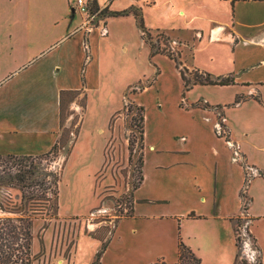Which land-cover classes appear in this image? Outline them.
Instances as JSON below:
<instances>
[{"label": "crops", "instance_id": "0c3cea01", "mask_svg": "<svg viewBox=\"0 0 264 264\" xmlns=\"http://www.w3.org/2000/svg\"><path fill=\"white\" fill-rule=\"evenodd\" d=\"M5 2L0 14V156H40L50 151L60 139L62 106L65 101H72L66 93L76 91L79 97L87 87L99 84L101 41L108 36L104 37L105 29L103 32L80 29L84 17L67 0L49 1V13L45 17L49 26L58 27L54 31L31 28L43 15L40 8L31 6L30 0ZM141 4L152 11L161 10L160 15L165 21L181 23V26L168 29L152 24L147 28L177 39L181 48L189 51L192 64L183 63L187 69L207 72L216 78L230 77L232 84L218 87L236 86L238 94L235 98L248 94L247 100L238 107L249 102L257 104L253 98L255 93L261 100L264 90V0H95L99 9L121 12L135 7L143 17L142 9L137 6ZM148 14L149 10L145 9V19ZM108 19L127 23L130 28L132 22L136 25L132 14ZM217 44L228 50L231 59L230 67L222 71L207 66L210 63L220 65L222 61L211 48ZM259 104L262 105L257 104L258 107H264L262 100ZM201 106L196 105L213 117L216 115L212 108L221 107L207 103ZM77 107L76 102L70 106L72 110ZM241 130L238 141L246 161L243 156L235 162L230 158L217 159L203 165L204 170L200 172L178 167L192 180L193 189L187 192L191 198L197 192L196 205L184 206L186 195L180 192L172 200L174 206L171 209L153 207L156 206L152 192L155 181H152L150 193H140L147 182L143 155V179L132 191L130 215L109 222L107 237L92 239L86 236L81 240V255L77 243L72 264H177L180 242L199 259V264H204L208 257L212 264H221L222 252L209 250L210 242L233 238L236 241L239 232L245 235L242 239L244 249L251 248L250 232L259 244L264 241L252 227L253 222L258 221L264 229V136L263 132L245 126ZM236 153L239 154L238 150ZM249 172L252 178L246 182ZM227 196H237L239 205L226 204ZM242 196L246 200L245 212L242 211ZM233 201L236 202V198ZM191 212L195 214L189 216ZM88 215L92 218L94 212ZM41 222L35 219L32 230L38 233ZM187 222L196 225L200 231L191 233ZM47 223V228H43L45 245L54 224ZM39 247L40 240L32 235V252ZM263 249L264 246L262 252Z\"/></svg>", "mask_w": 264, "mask_h": 264}, {"label": "rangeland", "instance_id": "374dc122", "mask_svg": "<svg viewBox=\"0 0 264 264\" xmlns=\"http://www.w3.org/2000/svg\"><path fill=\"white\" fill-rule=\"evenodd\" d=\"M5 1L0 0V14L6 5ZM30 1L31 6L40 8L43 15L38 18L37 25L31 28L43 31L58 29L57 26H49L45 17L49 13L51 0ZM137 6L142 9L146 28L148 24L159 25L164 29L181 26L177 21H165L160 15L161 10L152 11L144 4ZM145 9L149 10L147 19L144 17ZM104 23V37H108L101 41L99 84L87 87L82 96L77 97L78 92L74 93L72 101H65L62 106L57 159L62 165L58 212L56 218L51 220L44 216L36 218L43 221L38 233L37 230H32L33 237L40 240V247L35 253L30 249L29 264H72L77 243L81 255V240L86 236L92 239L107 237L110 232L109 222H117L130 215L131 194L138 186L141 176V144L147 182L140 193H150L154 180L155 190L152 192L156 206L153 207L171 209L174 206L172 200L180 192L186 195L184 206L196 205L197 202V192L193 193L192 198L187 192L193 189L191 178L178 167L200 172L204 170L203 165H209L217 159L230 158L235 162L243 156L246 161L243 147L238 141L242 127L259 130L264 136V107H258L262 105L258 102V105L253 102L244 103L241 107H238L239 104L233 105L235 95L238 94L236 86L221 88L219 85H196L190 91L184 90L176 65L167 57L168 53L172 54L181 67H185L184 62L192 64L189 51L183 50L177 39L160 31H149L150 42L160 50L151 57L149 47L141 39L140 29L133 22L132 28L127 23L109 20L107 17L103 20ZM184 35L187 36V33ZM206 43L207 40L204 45ZM211 48L222 61L220 65L210 63L207 66L214 71L230 67L228 50L222 44ZM204 61L207 62V58ZM187 72V77L201 75L193 69H187ZM210 77L217 79L212 74ZM240 96L249 97L248 94ZM254 97H258V94L255 93ZM261 100L264 103V90L261 92ZM74 102L77 103L78 110L70 108ZM204 103L224 107V128L217 125L216 117L196 107H202ZM136 104L144 110L143 143L138 131L140 111ZM129 145L132 149L131 156ZM47 166V160L26 163V169L34 167L36 170L31 178L43 176L48 171ZM17 172L18 167L11 162L0 161V176L8 179L9 175L14 176ZM221 173L222 168L218 174ZM248 175L250 180L252 175L250 172ZM20 187L21 184L15 181H6L0 185V203L3 202L0 218L17 217L13 214V205L20 203ZM227 198L226 204L239 205L237 196ZM235 198L236 202L233 201ZM206 205L208 203L204 204ZM98 210L104 212L98 213ZM89 212H94V217L90 218ZM194 214L191 212L189 216ZM47 222L54 224L45 245L43 228ZM186 225L191 233L200 231L191 222ZM252 227L264 238L261 222L254 221ZM250 235V249H244L242 239L237 242L234 238L220 242L214 240L207 248L222 252L221 264H264V241L259 244L251 232ZM251 250L256 251L255 255ZM80 257L85 262L84 257ZM180 263L194 264L189 260ZM205 263L212 264V261L208 257L204 259Z\"/></svg>", "mask_w": 264, "mask_h": 264}, {"label": "trees", "instance_id": "16d2710c", "mask_svg": "<svg viewBox=\"0 0 264 264\" xmlns=\"http://www.w3.org/2000/svg\"><path fill=\"white\" fill-rule=\"evenodd\" d=\"M92 4L95 5V0H91ZM132 14L136 20V25L140 29L141 39L149 47L150 56L157 55L160 50L155 47V44L150 42L149 30L146 29L143 23L142 13L139 9L131 7L121 12H108L104 10L106 17H123ZM168 59L174 62L178 69L180 79L183 84L185 91H189L195 85H229L233 83V80L228 78H217L216 80L211 79L210 75L201 73V75L194 74L192 77L189 76L187 69L181 67L180 63L176 62V59L172 54L168 53ZM198 72V71H196ZM188 74V75H187ZM76 91L67 92L70 98H74L73 94ZM63 95V94H62ZM257 102H261L259 97H253ZM247 100V97L238 96L235 98L233 105H238ZM140 111L139 117V135L141 142L143 143L144 136V110L142 106H137ZM215 112L217 124L220 128H224L223 119L224 111L220 106L212 108ZM62 120V111H61ZM130 156L132 149L129 145ZM141 156H140V180L138 186L141 184L142 167H143V145L141 144ZM60 150V139L55 145L45 154L40 156H0V161H9L13 165L18 167V172L14 176L4 178L0 176V185L6 181H15L17 184H21L18 191L21 193L20 203L13 205L14 213L16 218H0V264H29V258L31 255V244H32V222L39 216L51 220L56 218L59 199H58V187L61 177L62 165L57 160L58 153ZM131 160V157H129ZM47 160V173L43 176L38 175L36 178H31L35 173V168L26 169V163L33 161ZM32 166V165H30ZM248 173H246V182L249 181ZM136 186L135 189L138 187ZM26 189V191H24ZM244 199V197L242 196ZM245 200V199H244ZM9 202V201H8ZM3 202L0 203V209H2ZM4 208V207H3ZM15 208V209H14ZM7 209V208H6ZM246 202H243L242 211H246ZM4 210V209H3ZM42 217V218H44ZM47 228V225L44 226ZM238 242V238H237ZM183 260L192 261L194 264H199V259L186 247L183 243L178 244V263L181 264ZM158 264V263H156ZM163 264V263H162ZM240 264V263H239Z\"/></svg>", "mask_w": 264, "mask_h": 264}, {"label": "built area", "instance_id": "2783aa9c", "mask_svg": "<svg viewBox=\"0 0 264 264\" xmlns=\"http://www.w3.org/2000/svg\"><path fill=\"white\" fill-rule=\"evenodd\" d=\"M67 1L70 3V5L73 7L75 11H77L84 17V22L80 29H83L85 31L100 29L102 32L104 31L105 23L103 24V20L106 18V15H104V9H99L96 6H94L91 0H67ZM100 22L101 24H99ZM244 237H245L244 234L242 235L240 232L237 233L238 242L240 241V239H243Z\"/></svg>", "mask_w": 264, "mask_h": 264}]
</instances>
